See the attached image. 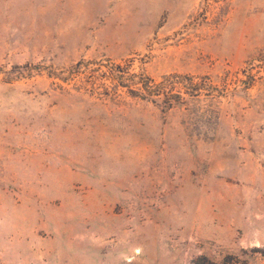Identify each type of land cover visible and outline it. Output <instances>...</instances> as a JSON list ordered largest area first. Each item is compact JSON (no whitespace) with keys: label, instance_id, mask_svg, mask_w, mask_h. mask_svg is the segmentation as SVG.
Segmentation results:
<instances>
[{"label":"rangeland","instance_id":"1","mask_svg":"<svg viewBox=\"0 0 264 264\" xmlns=\"http://www.w3.org/2000/svg\"><path fill=\"white\" fill-rule=\"evenodd\" d=\"M88 61L208 80L48 74ZM0 264H264V0H0Z\"/></svg>","mask_w":264,"mask_h":264},{"label":"trees","instance_id":"2","mask_svg":"<svg viewBox=\"0 0 264 264\" xmlns=\"http://www.w3.org/2000/svg\"><path fill=\"white\" fill-rule=\"evenodd\" d=\"M87 68L89 91L105 90V93L109 95L122 90L132 97L160 105L164 112L171 110L176 105L183 104L185 94L196 95L205 89L203 84H206V80H208L205 78L196 81L189 75L173 73L166 75L161 81H156L144 72H131L126 64L112 61L107 63L88 61V64L78 62L69 69L67 76L54 71H49L48 74L64 82H69L73 79L72 77L76 78ZM26 70L28 71L26 72ZM31 70H42V68L40 65L14 66L11 71L17 72L15 73L16 77H24L30 74L28 72Z\"/></svg>","mask_w":264,"mask_h":264}]
</instances>
